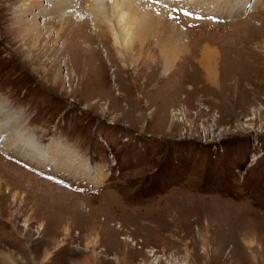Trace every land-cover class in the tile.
I'll return each instance as SVG.
<instances>
[{"label": "rangeland", "instance_id": "obj_1", "mask_svg": "<svg viewBox=\"0 0 264 264\" xmlns=\"http://www.w3.org/2000/svg\"><path fill=\"white\" fill-rule=\"evenodd\" d=\"M125 1L0 0V264H264V0Z\"/></svg>", "mask_w": 264, "mask_h": 264}, {"label": "bare ground", "instance_id": "obj_2", "mask_svg": "<svg viewBox=\"0 0 264 264\" xmlns=\"http://www.w3.org/2000/svg\"><path fill=\"white\" fill-rule=\"evenodd\" d=\"M181 1H183V0H181ZM252 0H250V2H251ZM253 1H256V3H254V4H252V6H250L249 8H248V5H249V0H248V2H247V6H246V8H245V16H244V19L245 18H247V16L250 14V13H253V12H255V11H257L258 12V10H259V8H257L258 6H257V4H258V0H253ZM128 4V8L130 9V6H131V4H134V5H136V6H138V3H139V5L140 4H142L143 5V7L146 9V10H148L149 12H147L146 11V13L144 12L143 14H137V13H134L136 16L135 17H132V20H140V21H142L141 23H143V22H147V20H148V22L149 21H152V20H156L157 19V17H159V20L161 19V21H162V23H164V21H163V17H165L166 16V12H159V13H157V11H155L153 8H151V7H149V6H146V4H144V2H141V1H139V0H127V1H125V4ZM242 3V2H241ZM142 5H140V6H142ZM48 6V5H47ZM176 6H178V5H176ZM247 8H248V10H247ZM253 10V9H255V10H253V11H251L250 12V10ZM38 10H39V14H40V16L42 17L43 16V18L45 19V22H44V28H45V31H49V38H50V36H52V34H54L53 35V38L55 39L54 41H53V44L55 43V41H56V39L59 37V36H62V34L66 31V30H70L69 29V25L67 24V20L66 21H63V23H62V21L59 19V23H61V25H60V27H58V29L56 28V29H54V28H52V27H54V26H52V23L50 22V24L47 22V20L49 19V21L50 20H52V18H49L51 15H52V11H51V7L49 6V7H47V8H38ZM180 10V9H179ZM185 10V9H184ZM184 10H181L182 12L184 11ZM187 10V9H186ZM185 10V11H186ZM93 11H94V13L92 12V10L91 11H89V13H91V14H87V13H85V14H81V13H83L82 11L78 14V18L80 19L81 18V20H78V21H80V22H85V20H92L93 19V17H95L96 15H97V13H96V11H95V9H93ZM21 12H23V11H21ZM67 12V11H66ZM77 12V11H76ZM174 12H175V10H174ZM58 13L59 14H61L59 11H58ZM178 13V12H177ZM181 13V12H180ZM20 13H18V15H19ZM64 13H62L60 16H62ZM172 16H170V17H172V18H174L173 16L174 15H176V13L174 14V13H170ZM182 15H183V13H181ZM165 15V16H164ZM251 15V14H250ZM141 16H143V17H141ZM178 15H176V17H177ZM182 17H184V16H182ZM195 17V16H194ZM35 18V17H34ZM57 18H53V24H57V23H55L54 21L56 20ZM146 21H145V20ZM193 19V18H192ZM192 19H190V20H192ZM144 20V21H143ZM172 22H174L173 20H172ZM171 22V24L173 25V23ZM48 23V24H47ZM174 26V25H173ZM141 27V26H140ZM95 28V27H94ZM100 32H101V29H98ZM64 31V32H63ZM63 32V33H62ZM101 33H103V32H101ZM118 40V39H117ZM208 48V47H207ZM166 50V49H165ZM209 51H210V53H211V50L209 49ZM106 52H107V50H106ZM215 52V51H214ZM217 52V51H216ZM108 53V52H107ZM206 54H207V52H206ZM211 54H213V53H211ZM210 54V55H211ZM169 54L166 52V51H163V57L165 58V61L167 62V60H168V58H171V57H169L168 56ZM204 55V54H203ZM219 55V54H218ZM213 56H217V55H215V53L213 54V55H211V58H209V59H206L204 56H202V65L205 67V68H208L209 70V74L210 75H212V76H215L214 75V73H213V69H212V67H215L214 65H213V61L215 62V61H218V59H216V58H218V57H214V58H212ZM208 57H209V55H208ZM216 65V64H215ZM215 72V71H214ZM165 73H167V72H165ZM215 74H216V72H215ZM209 75V76H210ZM211 76V77H212ZM216 77V76H215ZM12 119V118H11ZM7 124V123H6ZM10 128V127H9ZM9 128H8V125H3V128L2 127H0V143L2 142V143H4V145L5 146H3V144H1L2 146H3V148L5 147L6 149H12V148H14L13 146H12V143H10L9 141H4L3 140V135H2V133H6L8 130H9ZM13 138V137H12ZM8 139V138H7ZM25 140V139H24ZM30 141V140H29ZM33 143V142H32ZM16 144V143H15ZM34 144V146L33 145H30L29 144V146L33 149L32 150V153L33 154H37L36 153V151H39L41 148H39L38 146H36L35 145V143H33ZM17 145V144H16ZM10 146V147H9ZM15 146V145H14ZM19 146V145H18ZM26 149V148H25ZM54 151V149H53V147H48L47 148V154L49 153V152H53ZM47 154H44V155H41V156H38L39 158L40 157H42V156H47ZM16 155V154H15ZM26 156V158L27 159H29V156L28 155H31V153H29V154H25ZM49 155H50V153H49ZM48 155V156H49ZM75 156V155H74ZM32 157V156H31ZM70 158V157H69ZM40 159H43V158H40ZM52 160H54V161H57L58 160V158L56 157V155L55 156H49L48 157V160H47V163L48 164H50V165H52L51 163V161ZM64 160H65V158H64ZM68 160V159H67ZM66 160V161H67ZM72 160H74V159H72ZM65 161V162H66ZM75 161H77V159L76 160H74L72 163L73 164H75ZM10 163V162H9ZM38 163V162H37ZM78 163H79V161H78ZM80 164V163H79ZM78 164V165H79ZM77 166V165H76ZM65 168H67V167H65ZM84 169H85V171H86V169H89L88 167H87V165H86V162H85V164H84ZM80 170V169H79ZM70 171V170H69ZM67 172H68V170H67ZM79 172V171H78ZM80 173V172H79ZM88 174H90L91 173V171H88L87 172ZM75 174V173H74ZM20 176H21V174H20ZM22 176H25L24 175V173L22 174ZM75 177V176H74ZM23 178V177H22ZM104 180V178H102L101 177V175L99 176L98 175V177H95L94 178V181H95V183L96 184H98V183H100V182H102ZM32 181V180H31ZM34 182H36L35 180H33ZM39 182V181H38ZM33 183V182H32ZM43 189V188H42ZM84 202V201H83ZM249 239V245H250V250L251 249H253V247H254V242H252L251 241V239L250 238H248ZM122 240H125V241H130V237L129 236H127V238H125V237H123L122 238ZM131 242H133V240L131 241ZM205 243V242H204ZM248 245V246H249Z\"/></svg>", "mask_w": 264, "mask_h": 264}, {"label": "crops", "instance_id": "obj_3", "mask_svg": "<svg viewBox=\"0 0 264 264\" xmlns=\"http://www.w3.org/2000/svg\"><path fill=\"white\" fill-rule=\"evenodd\" d=\"M200 64V63H199ZM201 65V64H200ZM201 66H203V65H201ZM204 67V66H203Z\"/></svg>", "mask_w": 264, "mask_h": 264}, {"label": "snow or ice", "instance_id": "obj_4", "mask_svg": "<svg viewBox=\"0 0 264 264\" xmlns=\"http://www.w3.org/2000/svg\"><path fill=\"white\" fill-rule=\"evenodd\" d=\"M187 14H189V15H190L191 13H187Z\"/></svg>", "mask_w": 264, "mask_h": 264}, {"label": "flooded vegetation", "instance_id": "obj_5", "mask_svg": "<svg viewBox=\"0 0 264 264\" xmlns=\"http://www.w3.org/2000/svg\"><path fill=\"white\" fill-rule=\"evenodd\" d=\"M14 166H16V165H14ZM17 167V166H16Z\"/></svg>", "mask_w": 264, "mask_h": 264}]
</instances>
